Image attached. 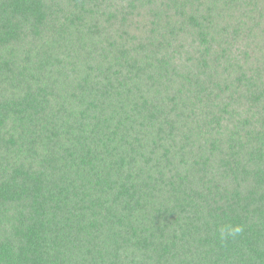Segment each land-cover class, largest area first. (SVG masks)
Here are the masks:
<instances>
[{"label": "trees", "instance_id": "obj_1", "mask_svg": "<svg viewBox=\"0 0 264 264\" xmlns=\"http://www.w3.org/2000/svg\"><path fill=\"white\" fill-rule=\"evenodd\" d=\"M0 264H264V0H0Z\"/></svg>", "mask_w": 264, "mask_h": 264}, {"label": "clouds", "instance_id": "obj_2", "mask_svg": "<svg viewBox=\"0 0 264 264\" xmlns=\"http://www.w3.org/2000/svg\"><path fill=\"white\" fill-rule=\"evenodd\" d=\"M243 232V227L241 225H230L227 228L220 229V240L223 241L228 238V236H236Z\"/></svg>", "mask_w": 264, "mask_h": 264}]
</instances>
